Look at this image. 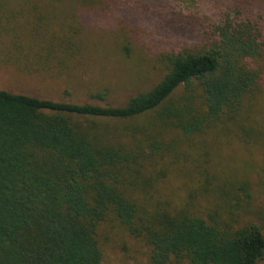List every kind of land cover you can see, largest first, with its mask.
<instances>
[{
    "label": "rangeland",
    "instance_id": "1",
    "mask_svg": "<svg viewBox=\"0 0 264 264\" xmlns=\"http://www.w3.org/2000/svg\"><path fill=\"white\" fill-rule=\"evenodd\" d=\"M0 7L17 10L13 23L11 13H1L7 23L0 52L24 53L18 65L34 70L0 65V90L72 104L126 105L163 79L166 56L209 43L226 13L259 19L264 30V0H0ZM256 69L258 93L197 133L185 135L177 125L202 111L199 92L183 88L132 119L76 121L132 155L121 190L137 206L139 228L166 216L215 214L221 227L255 224L264 234V64ZM165 108L175 115L165 116ZM95 237L102 264H150V247L111 212Z\"/></svg>",
    "mask_w": 264,
    "mask_h": 264
},
{
    "label": "trees",
    "instance_id": "2",
    "mask_svg": "<svg viewBox=\"0 0 264 264\" xmlns=\"http://www.w3.org/2000/svg\"><path fill=\"white\" fill-rule=\"evenodd\" d=\"M13 1V0H11ZM16 1V0H15ZM12 14L16 8L3 9ZM226 13L202 48L166 56L169 70L122 107L72 104L0 90V264H102L96 228L109 212L150 247V264H258L264 234L255 224L233 230L215 219L166 216L141 229L137 206L121 190L132 155L111 146L78 119L127 120L161 108L180 88L199 92L200 117L178 122L185 135L211 119L236 113L260 90L264 30L259 19ZM0 19V41L3 23ZM0 52V65L24 53ZM4 53L7 55L3 56ZM104 102L101 94L93 95ZM168 108L165 116H174ZM167 116V117H168ZM150 148L160 150L156 143Z\"/></svg>",
    "mask_w": 264,
    "mask_h": 264
},
{
    "label": "crops",
    "instance_id": "3",
    "mask_svg": "<svg viewBox=\"0 0 264 264\" xmlns=\"http://www.w3.org/2000/svg\"><path fill=\"white\" fill-rule=\"evenodd\" d=\"M0 10H2L1 7H0ZM2 22L5 23V21H2Z\"/></svg>",
    "mask_w": 264,
    "mask_h": 264
}]
</instances>
